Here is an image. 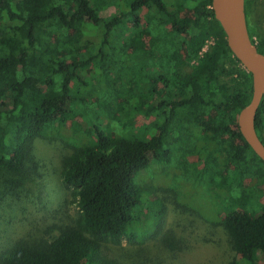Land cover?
I'll list each match as a JSON object with an SVG mask.
<instances>
[{
	"label": "trees",
	"instance_id": "obj_1",
	"mask_svg": "<svg viewBox=\"0 0 264 264\" xmlns=\"http://www.w3.org/2000/svg\"><path fill=\"white\" fill-rule=\"evenodd\" d=\"M258 1L245 0L246 17L264 55L250 22ZM177 2L0 0V172L25 173L36 140L67 135L60 176L78 211L47 246L16 243L0 264H124L103 246L142 242L136 226L149 231L154 219L156 228L164 212L155 184L135 182L152 159L175 160L183 176L215 191L241 259L264 256V161L238 124L253 76L212 0ZM255 126L264 143V98Z\"/></svg>",
	"mask_w": 264,
	"mask_h": 264
},
{
	"label": "rangeland",
	"instance_id": "obj_2",
	"mask_svg": "<svg viewBox=\"0 0 264 264\" xmlns=\"http://www.w3.org/2000/svg\"><path fill=\"white\" fill-rule=\"evenodd\" d=\"M164 2L169 7L178 5L177 0ZM258 2V10L250 16L256 39L264 36V0ZM211 45L213 42L207 49ZM143 122L139 117L134 125L139 127ZM66 136L36 140L25 173L0 172V256L16 243L47 246L73 225L78 211L71 203L72 190L60 176L62 161L72 151ZM179 166L175 160L165 163L152 159L149 168L136 174L139 186L155 184L152 191L164 207L161 222L157 226L156 221V228H151L154 219L147 226L145 222L146 232L133 224L136 230L131 229L142 242L126 239L120 245L106 244L104 256L124 264H264L262 254L254 263L238 256L220 223L223 213L215 191L195 180L194 174L193 178L183 176ZM252 184L244 183L247 187ZM257 188V201L263 203L264 185ZM146 213L149 215V210Z\"/></svg>",
	"mask_w": 264,
	"mask_h": 264
},
{
	"label": "water",
	"instance_id": "obj_3",
	"mask_svg": "<svg viewBox=\"0 0 264 264\" xmlns=\"http://www.w3.org/2000/svg\"><path fill=\"white\" fill-rule=\"evenodd\" d=\"M215 18L221 24L234 56L253 76V97L239 114L238 124L246 142L264 161V143L255 119L264 98V55L252 43L246 17L245 0H212Z\"/></svg>",
	"mask_w": 264,
	"mask_h": 264
},
{
	"label": "built area",
	"instance_id": "obj_4",
	"mask_svg": "<svg viewBox=\"0 0 264 264\" xmlns=\"http://www.w3.org/2000/svg\"><path fill=\"white\" fill-rule=\"evenodd\" d=\"M211 42H213V41H211ZM211 42H210V43H211ZM208 45H209V44H208ZM207 47H208V46H206V48L204 49V51H206V50H207Z\"/></svg>",
	"mask_w": 264,
	"mask_h": 264
}]
</instances>
